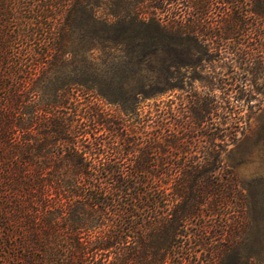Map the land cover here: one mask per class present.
Masks as SVG:
<instances>
[{"label": "trees", "instance_id": "obj_1", "mask_svg": "<svg viewBox=\"0 0 264 264\" xmlns=\"http://www.w3.org/2000/svg\"><path fill=\"white\" fill-rule=\"evenodd\" d=\"M263 98L264 0H0V264H264L221 161Z\"/></svg>", "mask_w": 264, "mask_h": 264}, {"label": "rangeland", "instance_id": "obj_2", "mask_svg": "<svg viewBox=\"0 0 264 264\" xmlns=\"http://www.w3.org/2000/svg\"><path fill=\"white\" fill-rule=\"evenodd\" d=\"M221 161L233 173L244 197L245 242L264 246V98L244 118L234 140L221 153ZM263 260L264 254L259 255L257 261Z\"/></svg>", "mask_w": 264, "mask_h": 264}]
</instances>
